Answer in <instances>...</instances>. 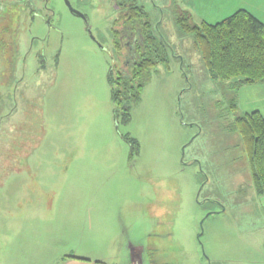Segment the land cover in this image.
I'll use <instances>...</instances> for the list:
<instances>
[{"label":"rangeland","instance_id":"1","mask_svg":"<svg viewBox=\"0 0 264 264\" xmlns=\"http://www.w3.org/2000/svg\"><path fill=\"white\" fill-rule=\"evenodd\" d=\"M118 1L0 0V213H97L115 264L132 241L143 264H264V197L230 128L264 116V83L212 80L177 23L239 9L264 21V0H134L167 65L149 72L128 123L107 82L127 59Z\"/></svg>","mask_w":264,"mask_h":264},{"label":"trees","instance_id":"2","mask_svg":"<svg viewBox=\"0 0 264 264\" xmlns=\"http://www.w3.org/2000/svg\"><path fill=\"white\" fill-rule=\"evenodd\" d=\"M126 4L117 10L115 24L119 28L114 30V38L116 50L119 54L124 50L127 59L118 72L110 69L107 76L114 114L123 123L129 122L131 105L139 101L149 72L158 64L167 65V47L154 33L148 16L134 0ZM177 23L193 36L194 47L212 80H235L237 88L264 83V24L248 11L237 10L216 24L192 26L188 17ZM230 128L239 136L254 191L264 197V116L258 111L246 113L235 118ZM126 140L132 155L137 145Z\"/></svg>","mask_w":264,"mask_h":264},{"label":"crops","instance_id":"3","mask_svg":"<svg viewBox=\"0 0 264 264\" xmlns=\"http://www.w3.org/2000/svg\"><path fill=\"white\" fill-rule=\"evenodd\" d=\"M85 214L0 213V264L118 263L112 254L113 236L101 228L106 218ZM142 250L137 242H128L125 264H143Z\"/></svg>","mask_w":264,"mask_h":264},{"label":"flooded vegetation","instance_id":"4","mask_svg":"<svg viewBox=\"0 0 264 264\" xmlns=\"http://www.w3.org/2000/svg\"><path fill=\"white\" fill-rule=\"evenodd\" d=\"M129 0H119L116 4V9L119 10L120 8H124V7H127V4ZM127 45V44H126ZM128 63V61L126 62Z\"/></svg>","mask_w":264,"mask_h":264},{"label":"water","instance_id":"5","mask_svg":"<svg viewBox=\"0 0 264 264\" xmlns=\"http://www.w3.org/2000/svg\"><path fill=\"white\" fill-rule=\"evenodd\" d=\"M67 3V2H66ZM67 5H68V3H67ZM74 14H77V15H79V16H81L79 13H77V12H75V11H72Z\"/></svg>","mask_w":264,"mask_h":264}]
</instances>
